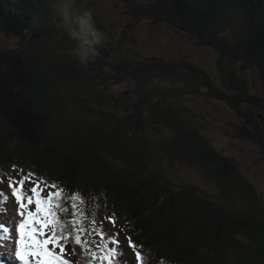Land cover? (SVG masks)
Returning <instances> with one entry per match:
<instances>
[{"label": "trees", "instance_id": "16d2710c", "mask_svg": "<svg viewBox=\"0 0 264 264\" xmlns=\"http://www.w3.org/2000/svg\"><path fill=\"white\" fill-rule=\"evenodd\" d=\"M113 1L128 5L136 22L168 24L216 51L218 78L191 60H115L106 56L112 43L100 45L99 54L81 64L72 55L75 42L57 0H0V34L20 42L0 54L7 62L0 65V166H19L28 184H39L44 194L63 189L62 201L80 193L76 216L59 215L83 224L82 238L93 244L110 246L118 236L116 250L122 255L113 264L131 263L126 236L143 256L134 264H264L263 195L187 115L188 107L175 109L167 97L156 101L146 87L156 74L182 81L185 92L203 83L244 118L264 151V0ZM97 3L78 0V7ZM95 20L107 32L99 15ZM248 69L261 79V94L252 92ZM124 77L130 79L128 90L112 92ZM249 104L256 111L243 108ZM159 124L175 135H161ZM240 127L231 122L223 130ZM186 162L206 172L217 195L178 181L175 164ZM93 251L77 250L65 258L76 264L103 261L92 257Z\"/></svg>", "mask_w": 264, "mask_h": 264}, {"label": "rangeland", "instance_id": "374dc122", "mask_svg": "<svg viewBox=\"0 0 264 264\" xmlns=\"http://www.w3.org/2000/svg\"><path fill=\"white\" fill-rule=\"evenodd\" d=\"M84 9L92 11L94 17L99 15L107 27V32H104L106 39L101 44L103 47H107L112 43L107 57L111 53L115 60L124 58L137 61V64L138 61H145L153 57L179 62L191 60L190 62L206 68L212 76H215L214 79L218 78L219 54L200 45L197 39L190 34L168 24L155 23L145 18L136 22L128 5L119 4L113 0H98L97 4ZM132 23H135L134 30L129 28ZM48 43L51 46L58 45L56 40H49ZM19 44L17 37L0 34V54L8 49L18 47ZM5 63L7 62L4 59L0 60V65ZM182 71L185 72V69ZM245 77L249 81L252 92L257 95L261 94L262 83L257 73L248 69ZM129 80L128 77H124L122 82L113 84L112 92L119 94L127 91ZM185 86L188 85H184L182 81L163 78L159 74L150 76L146 83L147 89L151 91L156 101L167 97L165 102L175 109L185 110V107H188L187 115H190L197 124L204 126L205 133L208 134V138L215 147L232 158L246 178L257 186L264 197V151L260 144L251 137L252 129L247 123H244V118L239 116L226 101L213 96L203 83H197V87L193 91L185 92ZM162 92H166V96H162ZM168 92L177 94V96H170ZM245 107L250 112L256 111L251 104L243 105L244 109ZM231 122H235L241 127L228 133L223 128L229 127ZM159 126L161 135L167 138H172L175 135L169 127L162 124ZM167 163L165 161L163 164ZM175 176L179 179L178 181L184 180L200 185L201 189L209 192L212 196L219 192L216 183L207 177L206 172L200 166L187 162L183 166L175 164ZM25 177V173L20 169H0V184L9 189L10 183L19 189L20 185L16 182ZM24 187L27 189L31 186L26 181ZM238 201L242 205L248 206L245 201L241 199ZM16 204L13 198L9 202L10 207ZM11 209L15 210V208ZM135 251L130 247L126 253L127 257H131L130 264H134Z\"/></svg>", "mask_w": 264, "mask_h": 264}, {"label": "snow or ice", "instance_id": "6c2138e0", "mask_svg": "<svg viewBox=\"0 0 264 264\" xmlns=\"http://www.w3.org/2000/svg\"><path fill=\"white\" fill-rule=\"evenodd\" d=\"M28 179L29 177L26 176L16 182L20 185L19 189L11 183L9 185L11 195L19 205V215L24 217L19 221V240L14 253L23 264H76L75 260L65 258L66 251L75 254L79 248L83 253H88L91 249L100 247L98 240L93 244V241L82 238V233L86 231L83 224H77L74 218L70 221L65 220L59 215L64 213L71 217L76 216L78 212L76 200L80 197V193L69 195L62 201L60 198L64 196L63 189L49 191L46 194L39 184L26 189L24 186ZM49 187L55 188L56 185L51 184ZM0 202L5 205L0 207V213H6L7 194L3 191H0ZM66 202L71 204L70 209L66 206ZM80 203L83 204L84 200L81 199ZM32 204H35V211L28 210L29 205ZM107 219L115 227L116 220L111 217ZM93 222H95L94 217ZM46 233H48L47 236ZM41 237L45 238L41 239ZM12 238L10 230L0 223V247H6L4 242ZM101 238L107 237L101 233ZM125 239L135 251L138 245L133 243L131 237H125ZM70 242L71 247H69ZM113 243L118 244L119 238H115ZM50 245L53 247H49ZM56 249L59 251L57 252ZM117 255H122V253H118L116 248L111 246L107 247L103 255L92 252V257L107 260L109 264H112ZM135 257L143 261L140 251H135Z\"/></svg>", "mask_w": 264, "mask_h": 264}, {"label": "clouds", "instance_id": "9594fccd", "mask_svg": "<svg viewBox=\"0 0 264 264\" xmlns=\"http://www.w3.org/2000/svg\"><path fill=\"white\" fill-rule=\"evenodd\" d=\"M57 8L61 13L62 23L65 30L67 31L69 37L75 42V46L72 49V55L76 60L79 61V63L87 64L90 60H93L99 54L98 47L106 39L105 33L102 32L101 29L97 26L92 11L88 9H81L78 7V0H57ZM2 168L6 170H10L14 168L20 169L19 166H11V167L0 166V169ZM0 223H2V220L0 221ZM10 228L12 233H15L14 227L10 226ZM115 237L117 238L118 236ZM14 239L17 240L15 237ZM4 243L6 247H0L1 260L5 261L7 264H12V263L17 264L16 256L14 254L16 246L14 245L15 247H13L12 244H7L6 241ZM113 244H111L110 246L116 248V245ZM122 244H125V242ZM126 244L129 248L126 249V251H128L130 250V246L128 245L127 240H126ZM69 246H71V244H69ZM106 249L107 246L102 244L98 249V253L100 255H103ZM10 250H12V253H10ZM77 250L80 249L77 248ZM93 250L96 252L94 248ZM136 251H138V248L136 249ZM69 257L71 258L72 255H69ZM116 258L117 256H115L112 263L116 261ZM102 260L103 261L99 260L97 264H103L105 263V261H107L104 259ZM107 262L109 264V261Z\"/></svg>", "mask_w": 264, "mask_h": 264}, {"label": "bare ground", "instance_id": "6f19581e", "mask_svg": "<svg viewBox=\"0 0 264 264\" xmlns=\"http://www.w3.org/2000/svg\"><path fill=\"white\" fill-rule=\"evenodd\" d=\"M10 253H12V250H10ZM13 264V263H12Z\"/></svg>", "mask_w": 264, "mask_h": 264}]
</instances>
